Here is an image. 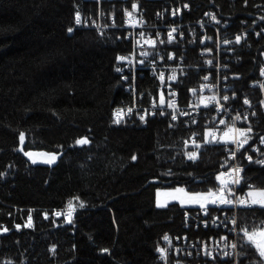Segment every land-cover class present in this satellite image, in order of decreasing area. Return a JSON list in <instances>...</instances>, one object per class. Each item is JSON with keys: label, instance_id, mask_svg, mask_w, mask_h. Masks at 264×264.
Masks as SVG:
<instances>
[{"label": "trees", "instance_id": "trees-1", "mask_svg": "<svg viewBox=\"0 0 264 264\" xmlns=\"http://www.w3.org/2000/svg\"><path fill=\"white\" fill-rule=\"evenodd\" d=\"M167 2L0 0V264H264L243 231L264 229V207L239 210L235 257L203 252L204 243L210 248L212 240L227 236L216 231L222 215L210 201L217 177L233 165V116L251 129L248 148L264 137L261 93L252 87L264 63V0ZM171 8L176 15L182 9L184 17V29L175 27L177 37L187 34L173 49L168 26L178 19ZM207 11L220 20L215 32L226 29L220 63L237 96L224 127L217 128L213 108L207 111L209 126L204 114L173 119L169 111L115 121L116 109L150 108L169 86L150 65L136 79L133 71L124 72L120 58L133 51L125 14L144 18L157 41L153 57L175 56L178 78L170 85L179 105L187 106L202 93L209 71L199 57L203 31L197 27ZM220 130L228 135L213 140ZM83 139L88 143H78ZM192 140L197 143L188 144ZM243 183L264 190V164L248 165ZM173 188L215 195L203 207L157 206V193ZM174 248L179 256L171 253Z\"/></svg>", "mask_w": 264, "mask_h": 264}, {"label": "built area", "instance_id": "built-area-1", "mask_svg": "<svg viewBox=\"0 0 264 264\" xmlns=\"http://www.w3.org/2000/svg\"><path fill=\"white\" fill-rule=\"evenodd\" d=\"M99 3V5L104 2L105 0H93ZM153 1H163L164 5H169V2L167 0H153ZM184 6L182 9H186V12H189V4L188 3H182ZM179 11L178 15L174 13V8H171V17L173 20L177 21L176 24L172 26H168L169 28H172L169 31V42L168 47L173 49L174 47H177V38L180 41H185L187 38L186 32L183 30V32L180 33V36L177 37V32L175 31V27L181 26L182 29H184L185 25L184 23V17L182 16L181 10ZM214 13V15H212ZM81 18V17H80ZM125 22L126 25L129 26L128 36L129 39L133 40V51L130 55V57L124 59V72H128L130 74L133 71V78L136 79V73L137 71L143 70L147 68L149 65L152 68L153 72L160 71L159 76L162 81V83H169V86H167L165 89H161L158 93L157 99L153 100L151 102L150 108H145L143 110L139 109L138 104H135L132 108H119L116 109L114 112V120L119 121L122 119H125L127 117H131L134 115H139L140 117L146 118L147 116H150L152 114H166L167 111L172 113L173 117L175 116H186L189 113H194V115H200L204 114V117H202V121L209 126L212 122V119L209 117V114L207 111H209L211 108L214 109L216 112L217 118L215 119L217 121L216 126L217 128H223V122L227 114L230 113L231 110V100H235L237 96H234L232 94L233 87L231 84H229V79H226V74H222V65L220 63V56L222 54V50L224 49L222 45L226 44V41L223 39H220L221 33L226 30L225 27L222 31L221 28L217 32L216 26H221L219 24L220 20L217 18V15L215 12L207 11L203 14V16L199 17L197 27L202 29L203 35L201 36V44L203 45V49L199 53V57L201 58V62L205 64L207 69L209 70L207 74H205L202 77V83H201V91L202 93H198V97H193V101L188 104L187 106H180L179 100L177 98V90L174 89L170 84H173L176 82V79L178 78L176 75V69L174 67L177 65L174 62L175 56L173 54L170 55H164L163 53H157L155 57L152 49H156L157 41L152 38V34L149 32L148 29H146V22L143 17H140L136 15L134 12H129L125 14ZM76 25L78 27H81L82 21L80 24ZM214 30V33H213ZM173 31L171 34L170 32ZM157 39H159L162 34L158 30L156 33ZM186 34V37H185ZM194 37L196 36L193 34ZM246 38V35L245 37ZM216 44L218 47L216 48V52L212 50V48H215L216 46L213 45ZM175 45V46H174ZM211 45L212 48H211ZM214 55L217 56V62L214 59ZM210 56V57H208ZM264 56V55H263ZM156 58V59H154ZM183 62H179L178 64H182ZM201 68V67H200ZM169 69V70H168ZM124 81L127 82V76L125 73V77H123ZM261 85H264V63L259 68V73L256 81L254 82V85L252 86L253 89L257 87L259 89V93H261L260 97V104L262 105L264 109V87H261ZM128 88V87H127ZM205 93H208L207 95ZM232 94V95H231ZM227 96L228 99L225 100L224 97ZM163 101V102H162ZM248 101V100H247ZM245 104V103H244ZM247 107H251V102L247 103ZM208 108V109H207ZM128 109H131L132 111L129 112ZM118 110H123L121 114L118 115ZM143 114V116H141ZM239 116V115H237ZM233 116L234 125L232 126L233 132L230 136L231 138V149L229 150V158L233 159V165L231 166L230 170H224L221 174L220 178V185L218 188V194L213 198L217 199V203L211 204L212 209H217L221 213L222 217L217 218L218 225L216 227V231L219 229L224 230V232H227L226 237H222L221 240L214 239L211 242L210 248L207 247V244H203V252L206 253L210 249L211 256H222L225 258H231L233 255L235 257L237 249H238V225H237V215L239 213V210L241 209H252L255 207H261L259 205H251V197L248 196V193L250 191L255 190V186L252 183H247L246 185L244 182V173L245 169L248 165L255 163L256 161L264 160V137L260 140V142L255 143L248 148V142L246 144H243L241 147L239 142L242 141L245 137L240 136L239 132L235 130H241L246 133H248L249 128H242L238 125L239 119L237 120L236 117ZM211 138L213 140H218L219 138H225V135H221V130L219 132H213ZM235 140L236 142H233ZM196 144V140H192V143L188 144ZM243 157L244 162L243 164L240 161V158ZM248 157H251L252 159L249 160ZM241 169L242 171L239 172V180L240 182L233 183L232 180L236 178L237 174L233 172V169ZM223 181V183H222ZM221 189H223V197L233 200L232 204H221L219 203V198L221 197ZM241 199L247 200L249 202L248 205H242L239 203ZM205 215V212H203ZM68 217L74 216V211H71L67 214ZM235 217V221L233 220L234 227L233 229L228 226L230 222V216ZM230 237V238H229ZM225 244V245H224ZM235 244L236 247L233 248L232 245ZM218 251V253H217ZM174 255L179 256L180 250L174 248ZM170 255V253H169ZM232 259V258H231ZM178 264V263H177Z\"/></svg>", "mask_w": 264, "mask_h": 264}, {"label": "snow or ice", "instance_id": "snow-or-ice-1", "mask_svg": "<svg viewBox=\"0 0 264 264\" xmlns=\"http://www.w3.org/2000/svg\"><path fill=\"white\" fill-rule=\"evenodd\" d=\"M76 23L77 24H80L81 23V18L79 16V14H77L76 16ZM69 32L72 31V29L70 28L68 30ZM240 37H237V41H239ZM121 60L125 59L124 57H121L120 58ZM261 87H264V85H261ZM225 100L228 99L227 96L224 97ZM163 102V101H162ZM244 103H249V101L245 100ZM129 112H131L132 110L131 109H128ZM123 112V110H118V115L121 114ZM141 119H144V117H141ZM173 119H175V117H173ZM236 119H240L239 116L236 117ZM119 122V121H117ZM234 131L233 129H229V132H232ZM237 132H239V135L240 136H243L245 137L242 141L239 142L240 146L242 147L243 144H246L248 142V139H247V133L244 132V131H241V130H235ZM248 132L251 131V129L249 128L247 130ZM226 136L228 135L227 133L225 134ZM21 139H23V137H21ZM233 142H236L235 140H233ZM78 143L80 144H85V143H88L87 139H83V140H80L78 141ZM195 153H189V158L190 159H194L195 158ZM133 159H135V157H133ZM249 160H251L252 158L251 157H248ZM259 163L261 164H264V160H260L258 161ZM242 171L241 169H233V172H235L237 174L236 178H234L232 180L233 183H239L240 180H239V172ZM217 179H220V177H217ZM223 183V181H222ZM180 191V190H178ZM210 196H214L215 194L214 193H209ZM248 196L251 197V205H259L261 207H264V190H261V191H250L248 193ZM258 197V198H257ZM211 203L215 204L217 203V199H212L210 201ZM219 203L221 204H232L233 203V200H230V199H227V198H224L223 197V189H221V197L219 198ZM239 203H241L242 205H248L249 202L247 200H244V199H241L239 201ZM71 206V205H70ZM57 215H60L59 213H57ZM31 220V217H29V221ZM30 226V224H29ZM19 227V226H17ZM5 231H7V229H5ZM244 234L245 236H247L248 238V241L253 244L256 249L258 250V253H259V256L264 259V229H261V230H254L252 232H249L247 229H244ZM168 237H165V240H167ZM233 248L236 247L235 244L232 245ZM161 252H164L165 250L164 249H160Z\"/></svg>", "mask_w": 264, "mask_h": 264}, {"label": "rangeland", "instance_id": "rangeland-1", "mask_svg": "<svg viewBox=\"0 0 264 264\" xmlns=\"http://www.w3.org/2000/svg\"><path fill=\"white\" fill-rule=\"evenodd\" d=\"M253 191H261V190L255 189ZM209 197H210L209 194L190 193L184 190L183 188H173L167 190H160L156 196V203L157 206L162 207L167 205L168 203L178 202L184 207L196 208V207L206 206Z\"/></svg>", "mask_w": 264, "mask_h": 264}, {"label": "water", "instance_id": "water-1", "mask_svg": "<svg viewBox=\"0 0 264 264\" xmlns=\"http://www.w3.org/2000/svg\"><path fill=\"white\" fill-rule=\"evenodd\" d=\"M21 151H23V150H21Z\"/></svg>", "mask_w": 264, "mask_h": 264}]
</instances>
